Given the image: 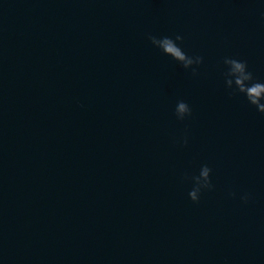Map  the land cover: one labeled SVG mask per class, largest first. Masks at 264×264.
<instances>
[{"label": "water", "instance_id": "95a60500", "mask_svg": "<svg viewBox=\"0 0 264 264\" xmlns=\"http://www.w3.org/2000/svg\"><path fill=\"white\" fill-rule=\"evenodd\" d=\"M225 57L264 80V0H0V264H264V114Z\"/></svg>", "mask_w": 264, "mask_h": 264}, {"label": "clouds", "instance_id": "9594fccd", "mask_svg": "<svg viewBox=\"0 0 264 264\" xmlns=\"http://www.w3.org/2000/svg\"><path fill=\"white\" fill-rule=\"evenodd\" d=\"M182 37H178L180 39ZM165 47L174 49L175 45L172 41H165ZM176 59L180 61L182 66L187 69L193 65H202L204 58L199 55H188L183 53L177 56ZM223 64L227 66V79L225 81L226 87L231 90L233 95L242 96L247 103L254 107L259 113L264 114V80L257 79L249 70V64L246 60L236 57H225ZM195 72V69H193ZM192 114V109L189 104L181 103L177 107V115L180 120H184ZM184 143H187L185 138ZM212 169L209 166H204L201 170V179L198 181V187L189 193L193 202H199L202 192L209 190L212 185ZM242 199L247 202L248 195H244Z\"/></svg>", "mask_w": 264, "mask_h": 264}]
</instances>
